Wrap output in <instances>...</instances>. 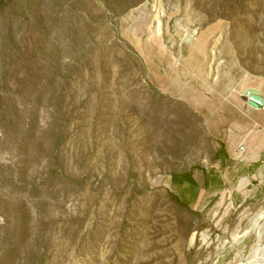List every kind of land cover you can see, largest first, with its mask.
Wrapping results in <instances>:
<instances>
[{"label":"rangeland","instance_id":"374dc122","mask_svg":"<svg viewBox=\"0 0 264 264\" xmlns=\"http://www.w3.org/2000/svg\"><path fill=\"white\" fill-rule=\"evenodd\" d=\"M140 1L0 0V264L264 260V0Z\"/></svg>","mask_w":264,"mask_h":264},{"label":"water","instance_id":"95a60500","mask_svg":"<svg viewBox=\"0 0 264 264\" xmlns=\"http://www.w3.org/2000/svg\"><path fill=\"white\" fill-rule=\"evenodd\" d=\"M245 95L250 106L255 108H261L264 106V98L259 92L249 90L245 93Z\"/></svg>","mask_w":264,"mask_h":264},{"label":"trees","instance_id":"16d2710c","mask_svg":"<svg viewBox=\"0 0 264 264\" xmlns=\"http://www.w3.org/2000/svg\"><path fill=\"white\" fill-rule=\"evenodd\" d=\"M109 2L116 5V8L124 6V9H128L133 7L134 5H137L141 1L140 0H109ZM184 177H188V175H184Z\"/></svg>","mask_w":264,"mask_h":264},{"label":"bare ground","instance_id":"6f19581e","mask_svg":"<svg viewBox=\"0 0 264 264\" xmlns=\"http://www.w3.org/2000/svg\"><path fill=\"white\" fill-rule=\"evenodd\" d=\"M263 263H264L263 259H259V258H256L255 256H252L247 262L243 264H263Z\"/></svg>","mask_w":264,"mask_h":264},{"label":"built area","instance_id":"2783aa9c","mask_svg":"<svg viewBox=\"0 0 264 264\" xmlns=\"http://www.w3.org/2000/svg\"><path fill=\"white\" fill-rule=\"evenodd\" d=\"M243 151H244V147H243V146H240V147H239V152L242 154Z\"/></svg>","mask_w":264,"mask_h":264},{"label":"crops","instance_id":"0c3cea01","mask_svg":"<svg viewBox=\"0 0 264 264\" xmlns=\"http://www.w3.org/2000/svg\"><path fill=\"white\" fill-rule=\"evenodd\" d=\"M261 111H262V110H261ZM256 113L259 114L260 112H259V111H254V112H252V114H254V115H255Z\"/></svg>","mask_w":264,"mask_h":264}]
</instances>
